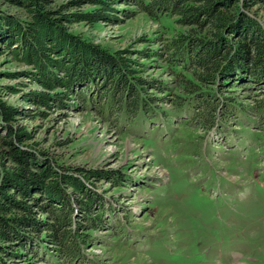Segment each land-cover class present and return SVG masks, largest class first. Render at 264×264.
<instances>
[{"label":"trees","instance_id":"obj_1","mask_svg":"<svg viewBox=\"0 0 264 264\" xmlns=\"http://www.w3.org/2000/svg\"><path fill=\"white\" fill-rule=\"evenodd\" d=\"M1 1L14 11L0 10V56L27 66L6 74L26 75L37 89L23 94L32 108L0 94V264L81 259L82 247L106 226L111 208L97 192L98 182L116 187L124 177L119 170L64 164L39 147L27 121L92 107L123 134L122 121L131 124L138 115L167 118L158 103L165 97L152 89L172 95V108L190 111L201 131L215 126L228 107L246 110L240 90L253 91V110L264 117V0ZM119 3L135 5L152 19L173 18L180 29L161 50L135 51L110 50L71 30L76 23L120 21L119 10L131 17ZM156 57L171 82L144 75Z\"/></svg>","mask_w":264,"mask_h":264},{"label":"rangeland","instance_id":"obj_2","mask_svg":"<svg viewBox=\"0 0 264 264\" xmlns=\"http://www.w3.org/2000/svg\"><path fill=\"white\" fill-rule=\"evenodd\" d=\"M116 6L133 15L119 10L120 21L76 23L71 30L110 50L135 51L161 50L165 38L180 29L173 18L152 19L135 5ZM4 9L13 10L0 0ZM154 60L144 75L171 82L164 61ZM25 69L1 55L0 94L11 104L32 108L23 94L37 85L26 75L6 74ZM148 91L165 97L158 103L167 118L150 122L139 115L131 124L122 121L123 134L92 107L26 122L39 147L64 164L119 170L124 176L116 187L106 179L98 182L97 192L111 205L106 226L70 264H264V117L253 110V91H238L246 110L228 107L205 131L191 122L190 111L172 108V95ZM34 259L26 264L62 263Z\"/></svg>","mask_w":264,"mask_h":264}]
</instances>
